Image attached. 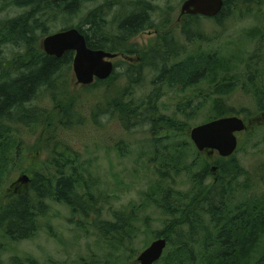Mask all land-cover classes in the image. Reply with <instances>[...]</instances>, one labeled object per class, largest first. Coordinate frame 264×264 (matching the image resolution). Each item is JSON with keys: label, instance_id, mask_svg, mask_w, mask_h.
I'll return each instance as SVG.
<instances>
[{"label": "rangeland", "instance_id": "rangeland-1", "mask_svg": "<svg viewBox=\"0 0 264 264\" xmlns=\"http://www.w3.org/2000/svg\"><path fill=\"white\" fill-rule=\"evenodd\" d=\"M15 1L0 0V23L16 19L31 11V8L18 5ZM136 1L89 2L79 14L63 15L48 24L49 31L45 35L38 31L36 46L40 45L49 34L83 23L88 12L106 4L109 7L105 9V29L107 34L114 37L118 32L120 14L124 9L130 10ZM184 1L143 0L149 7L148 14L153 27L131 37L125 45L129 51L126 52L128 55L121 54L114 59L117 85L112 89L113 92L106 86L87 87L79 84L72 64L65 72L64 78H61V82L56 83L54 89L57 92L56 99L52 100L49 92H43L32 101L29 106H37L48 111L46 119H50L53 126L50 130L45 129L42 123L36 128L15 126L17 137L19 141L21 140L19 153L16 155L14 148L9 152L7 167L0 181V207H3L8 204L12 195L25 191L24 184L31 182L32 174L53 172L51 168L55 165L50 166L49 160L52 159L48 152L50 149L45 148L43 144L45 138L52 136L62 142L57 148L63 150L67 147L75 155V167L83 172L91 185L97 207L102 210V219L114 221V212L131 218L133 232L130 235V243L126 242V246H121L101 236L94 227L96 220L94 212H90L89 217H85L80 212H74L65 203L50 197L44 199L43 203L46 206L44 211L37 212V229L30 237L19 241L8 239L0 225V264L17 262L19 264H139L136 261L138 254L153 240L167 235L164 231L167 230V224L171 219L169 214L150 199L152 189L159 181L155 169L161 167L163 155L175 154V151L180 150L177 147H181L185 152L187 146L185 164L179 167L180 172H172L171 180L164 184V186L170 184L183 197H190V190L194 187L193 175L199 171L194 166L196 161L204 160L210 167L211 174L205 178V184L216 180L217 170L214 171L213 166L222 157L218 152L212 155L208 152H199L190 138L193 127L210 121L215 97H223L227 105L237 110V113L230 115H238L245 119L249 126L246 131L237 134L239 145L232 156L253 173L263 174L264 111L258 113L256 99L246 89L245 83L249 79L248 64L251 60L254 58V61L258 59L264 61V2L238 1L237 4L226 8L219 19L201 16L198 19V28L210 39L203 42L199 40L189 42L183 33L182 22H178ZM87 28L88 26L84 27ZM165 34H169L168 39L175 42L177 48L182 47V51L176 53L177 56L170 53L169 57L168 54L166 59L168 68L174 64H177L175 67L181 66L178 63L188 61L187 59L192 56L215 54L217 60H230L229 72H225L233 81L234 88L232 89L230 85L225 91L215 92L217 89L209 82L186 86L180 78L171 73L165 75L160 85L153 83L159 73L151 66H145L142 60L147 56L150 47ZM1 44L0 48L6 59L24 52L12 43ZM141 56L142 60H140ZM140 64L144 67L141 68L138 77L134 74L135 70H132L134 83H130V91L133 93L126 99L143 102L152 90L159 86L160 99L157 103L159 113L179 119L183 123V128H187V137L175 132L169 134L167 131L156 135L151 130L150 124L146 123L127 129L118 116L106 111L93 115L100 102L102 104L103 100L106 102L107 99H112L122 87L127 86L129 67L132 65L135 68ZM255 64V62L251 63L250 69ZM63 91H66L64 96L60 95ZM70 99L77 103L75 113H71L69 119L64 121L68 123L70 120L71 123L58 124L61 105ZM157 150L158 159H153ZM229 158L231 157L225 159ZM184 165H187L188 169ZM71 168L70 165L69 172ZM161 169L166 170V168ZM23 175L28 177V182L17 184V180ZM240 180H243V177ZM256 181L258 184L253 192L264 195V177L257 178ZM78 192L80 195L84 193L83 185L78 186ZM204 219L208 228L213 230L209 217L205 215ZM183 225V231L186 232L184 234H188L190 225ZM173 236L177 235L173 234ZM198 239L193 238L189 244L194 256L189 257L187 264L198 261L201 251ZM172 250L173 248L169 246L165 254Z\"/></svg>", "mask_w": 264, "mask_h": 264}, {"label": "trees", "instance_id": "trees-1", "mask_svg": "<svg viewBox=\"0 0 264 264\" xmlns=\"http://www.w3.org/2000/svg\"><path fill=\"white\" fill-rule=\"evenodd\" d=\"M96 1L98 0L60 2L16 0L18 5L31 8V11L16 19L0 23V43H12L20 50H24L11 59H6L0 48V181L7 167L9 152L14 148L16 155L19 153L21 140L19 141L17 137L15 126L36 128L42 123L45 129L50 130L53 125L50 119H46L48 111L29 104L43 92H49L51 99H56L57 92L54 90L56 83L61 82V78H64L65 72L73 64V51L67 52L60 59L47 55L43 51L42 43L36 46V34L39 31L45 35L49 31L48 24L63 15H77L86 8L87 3ZM238 1L255 2V0H224L222 12L214 18H221L225 9L237 4ZM259 2L263 3L264 0H258L257 3ZM107 7L108 4L92 9L86 14L83 23L72 27L81 30L86 36L89 47L125 55L126 52L129 53L125 47L128 40L141 31L153 27L148 14L149 7L143 0H137L130 10L124 9L120 14L118 32L114 37L107 34L105 29ZM200 17L185 16L182 20L183 33L189 42L194 40L203 42L210 39L198 28ZM85 26L88 28L84 29ZM168 36L169 34H165L160 37L150 47L144 60L142 56L140 57L145 66H151L158 71L159 74L153 83L160 85L165 75L171 73L180 78L186 86L209 82L217 89L215 92L225 91L232 85L233 81L226 73L230 69V60H217L215 54L192 56L187 59L188 61L178 63L181 66L175 67L177 64H174L168 68V60H166L168 54L169 57L170 53L177 56L176 53L182 51V47L177 48L176 43L168 39ZM253 62L256 64L250 69ZM141 64L135 68L132 65L129 67L127 86L122 87L112 99H107L106 102L103 100L102 104L100 102L93 115L106 111L118 116L127 129L146 123L150 124L151 130L156 135L167 131L169 134L175 132L187 137V128H183V123L179 119L159 113L157 106L160 99L159 86L154 88L143 102L126 99L133 93L130 91V83H134L132 70H135L134 74L138 77L141 68L144 67ZM248 68L249 79L245 87L253 94L258 113H261L264 111V61L260 59L254 61L253 58ZM115 76L114 72L107 80H97L87 87L106 86L112 91L117 85ZM65 94L66 91H63L60 95ZM76 105L77 103L72 99L61 105L58 124L71 123L70 120L68 123L64 120L69 119L71 113H75ZM212 109L213 116L209 120L237 113V110L226 104L223 97L213 99ZM156 140L160 141L158 138ZM43 144L45 148L50 149L48 152L53 160H49L50 166L55 165L52 166L53 168L50 167L53 172L32 174L31 182L24 184L25 191L12 195L8 204L0 207V225L3 227L4 235L14 241L30 237L37 229V212L44 211L46 207L43 203L44 199L51 197L85 217H89L90 212H94L96 214L94 227L107 240L121 246H126V242L130 243V235L133 232L131 218L114 212V221L103 220L102 210L97 207L91 185L83 172L75 167L73 152L67 147L63 150L57 148L62 142L52 136L45 138ZM177 149L180 150L175 151V154L163 155L161 167L155 169L159 181L156 182L150 195L152 202L158 204L171 217L167 230L164 231L167 235L163 237L168 240L167 248L170 246L173 250L167 255L164 253L155 264H187L189 257L194 256L193 250L189 248L193 238L194 240L199 238L197 241L201 251L199 258L197 257L198 261L191 264H264V195L253 192L258 184L256 179L264 177V169L263 174H256L257 172L248 170L233 156L229 159L219 158L214 165L217 166L216 180L205 184V178L211 174L210 167L204 160L196 161L194 166L199 171L193 175L194 187L190 190V197H183L170 184L164 186L166 181L171 180V173L180 172L179 167L185 164L187 146L185 152L181 147ZM153 159H158V150ZM70 165L72 168L69 172ZM184 166L188 169L187 165ZM241 177L243 180H240ZM82 185L84 193L80 195L78 186ZM205 215L209 217L213 230L206 225ZM183 224L190 225V231L187 232L190 233L189 236L184 234L186 232L183 231ZM173 234L177 236L174 237Z\"/></svg>", "mask_w": 264, "mask_h": 264}, {"label": "water", "instance_id": "water-1", "mask_svg": "<svg viewBox=\"0 0 264 264\" xmlns=\"http://www.w3.org/2000/svg\"><path fill=\"white\" fill-rule=\"evenodd\" d=\"M223 8L224 0H185L178 22H182L184 16L216 17ZM42 48L47 55L59 59L67 52L73 51L76 80L85 86L110 78L116 69L114 59L120 55L89 47L86 36L77 27L66 28L46 36L42 41ZM248 127L246 121L237 115L224 116L196 125L190 131V138L199 152L207 151L211 155L217 151L221 157H229L237 150V133L247 130ZM213 170L216 171L217 167L214 166ZM21 182H28V177L21 176L17 183ZM167 246L168 240L165 237L157 238L138 254L136 261L139 264H155L162 258Z\"/></svg>", "mask_w": 264, "mask_h": 264}, {"label": "flooded vegetation", "instance_id": "flooded-vegetation-1", "mask_svg": "<svg viewBox=\"0 0 264 264\" xmlns=\"http://www.w3.org/2000/svg\"><path fill=\"white\" fill-rule=\"evenodd\" d=\"M222 10H223V9H222ZM221 12H222V11H221ZM221 12H220V13H221ZM255 121H256V120H255ZM260 121H261V119H260ZM256 122H257V121H256ZM253 123H254V122H253Z\"/></svg>", "mask_w": 264, "mask_h": 264}, {"label": "bare ground", "instance_id": "bare-ground-1", "mask_svg": "<svg viewBox=\"0 0 264 264\" xmlns=\"http://www.w3.org/2000/svg\"><path fill=\"white\" fill-rule=\"evenodd\" d=\"M50 35V34H49ZM48 36V35H47Z\"/></svg>", "mask_w": 264, "mask_h": 264}]
</instances>
